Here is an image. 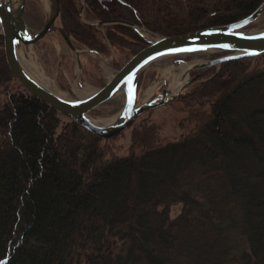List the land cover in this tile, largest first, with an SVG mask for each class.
<instances>
[{
    "label": "trees",
    "instance_id": "trees-1",
    "mask_svg": "<svg viewBox=\"0 0 264 264\" xmlns=\"http://www.w3.org/2000/svg\"><path fill=\"white\" fill-rule=\"evenodd\" d=\"M83 2L95 21L161 38L231 25L264 4ZM61 8L72 44L103 50L78 3ZM107 42L132 57L148 46L122 25ZM263 57L223 63L217 78L231 79L230 90L199 85L178 98L194 105L186 136L125 156L3 80L0 264H264V67L250 71Z\"/></svg>",
    "mask_w": 264,
    "mask_h": 264
},
{
    "label": "water",
    "instance_id": "water-1",
    "mask_svg": "<svg viewBox=\"0 0 264 264\" xmlns=\"http://www.w3.org/2000/svg\"><path fill=\"white\" fill-rule=\"evenodd\" d=\"M17 1V2H16ZM45 7V22L40 31L32 35L25 21L24 12L27 0H0V35L3 39L4 57L13 78L20 86L38 101L47 105L60 117L76 124L99 140L110 141L127 129L136 120L151 111L164 107L182 96L190 84L191 73L218 68L223 63L256 58L264 54V29L249 33L248 28L264 14V4L248 18L231 25L209 28L194 33L170 38H158L147 41L142 30L125 22L109 21L96 26L123 25L136 32L148 46L133 56L107 84L84 100H66L44 87L23 68L19 56L28 59L29 48L37 46L51 33H58L66 47L75 56L80 68L77 50L73 47L69 32L65 26L60 0H42ZM82 10L79 17L82 18ZM59 20L60 25H56ZM205 51H217L228 54L216 60L184 64L175 62L174 66L187 65L179 76L178 85L174 81L163 80V85L152 97L139 99V90L144 73L155 61L178 55L196 54ZM152 89H149V93ZM123 92L125 101L119 113L106 124L90 118V113Z\"/></svg>",
    "mask_w": 264,
    "mask_h": 264
},
{
    "label": "rangeland",
    "instance_id": "rangeland-1",
    "mask_svg": "<svg viewBox=\"0 0 264 264\" xmlns=\"http://www.w3.org/2000/svg\"><path fill=\"white\" fill-rule=\"evenodd\" d=\"M73 1L78 3V9L80 6L82 7V0ZM82 17L84 21L91 22L86 13ZM24 21L32 35L41 30L45 22V7L42 0H27ZM56 23V25H60L59 20ZM97 23L94 24L97 25ZM109 26L105 28L96 26L97 29H94L98 45L103 48V50L101 49L102 51L99 49V51H96L97 54H89L91 49L76 47L80 60V68L76 64L74 54L66 47L58 33L47 35L37 46L29 48L27 52L29 59L25 60L23 58L22 61L25 63L32 62L33 65H37L38 71L53 83L54 89L58 94L67 96L71 101L78 100L73 91H83L87 87L93 90L103 88L132 58L130 51L113 47L109 45L107 40L104 41L102 35L104 33L108 34L115 25ZM263 29L264 14L248 28V32L254 33ZM141 30L149 42L161 38L143 29ZM227 55L226 53L217 51H205L159 59L146 69L139 90V99L150 98L157 94L163 85L164 78L169 81L180 74L182 68L181 66H174L175 62L193 64L216 60ZM262 67H264V57L252 61L250 71L261 69ZM219 72L220 67H216L191 73L189 76L191 82L185 87L182 95L191 94L193 89L199 85H206L205 91L212 93L233 88L234 82L231 79L226 77L217 78ZM3 80H9L10 88H17V84L20 85L9 71L2 46L0 48V83ZM152 87L154 90H151L149 93L148 91ZM124 101L125 96L121 92L106 104L92 111L90 118L100 123L104 121L109 122L122 109ZM191 110H194V105L186 104L180 99L174 100L164 107L140 116L129 129L118 137L108 141V144L116 155L125 156L131 150L140 151L141 149H147L158 144L164 145L178 141L187 134L188 124H186L185 120ZM177 214L178 208H175L172 215L176 216Z\"/></svg>",
    "mask_w": 264,
    "mask_h": 264
},
{
    "label": "bare ground",
    "instance_id": "bare-ground-1",
    "mask_svg": "<svg viewBox=\"0 0 264 264\" xmlns=\"http://www.w3.org/2000/svg\"><path fill=\"white\" fill-rule=\"evenodd\" d=\"M20 58V62L22 64V60H23V57L20 55L19 56ZM25 59V58H24ZM29 59V58H28ZM28 59H25V60H28ZM24 65V66H23ZM23 68L26 70L27 73H29L33 78H35L39 83H41L44 87L48 88L49 90L55 92L57 95H59L61 98H64L66 100H69V98H67V96H63V95H60L58 94L55 89H54V86H53V83L51 81H49L43 74H41L39 71H38V67L37 65H33V63H25L23 62L22 64ZM181 66V71H180V74L182 72H184L186 69H187V65H180ZM180 74H178L174 79V84H173V87L177 86L178 84V80H179V76ZM97 90H93L92 88H86L84 89L83 91H73L74 94H75V97L78 99V100H84L90 96H92L94 93H96ZM71 100V99H70ZM104 121V120H103ZM108 121H104V122H101L102 124H106Z\"/></svg>",
    "mask_w": 264,
    "mask_h": 264
},
{
    "label": "flooded vegetation",
    "instance_id": "flooded-vegetation-1",
    "mask_svg": "<svg viewBox=\"0 0 264 264\" xmlns=\"http://www.w3.org/2000/svg\"><path fill=\"white\" fill-rule=\"evenodd\" d=\"M83 1V0H82ZM60 2H61V0H60ZM82 7H83V10H82V15L84 14V13H87V10H86V8H85V4H84V2H83V4H82ZM81 6H80V8H79V12H78V14L80 15V10H81V8H82ZM89 17V16H88ZM90 19H91V22H87V21H84L83 20V17L82 18H80L79 17V20H80V23L81 24H83V25H85V26H88V27H92L93 29H97V27H96V24H94V23H107V22H102V21H95V20H93L91 17H89ZM98 27H110L109 25H104V26H98ZM136 33V32H135ZM50 35V34H49ZM107 33H104L103 35H102V38L104 39V40H107ZM72 43V42H71ZM73 45V44H72ZM73 47L76 49V47L73 45ZM91 52H89V54H90ZM93 54V53H92Z\"/></svg>",
    "mask_w": 264,
    "mask_h": 264
}]
</instances>
